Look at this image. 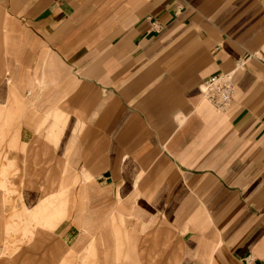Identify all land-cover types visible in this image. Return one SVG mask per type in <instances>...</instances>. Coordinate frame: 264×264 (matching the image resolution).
Listing matches in <instances>:
<instances>
[{"label": "crops", "instance_id": "0c3cea01", "mask_svg": "<svg viewBox=\"0 0 264 264\" xmlns=\"http://www.w3.org/2000/svg\"><path fill=\"white\" fill-rule=\"evenodd\" d=\"M228 72L218 108L199 85ZM11 90L17 181L47 194L65 160L68 205L2 254L0 194V264H264V0H0Z\"/></svg>", "mask_w": 264, "mask_h": 264}, {"label": "rangeland", "instance_id": "374dc122", "mask_svg": "<svg viewBox=\"0 0 264 264\" xmlns=\"http://www.w3.org/2000/svg\"><path fill=\"white\" fill-rule=\"evenodd\" d=\"M10 94V101L0 105V194L1 204L7 209L3 225L5 239L2 254L15 251L18 247L17 243L31 237L36 226L54 227L64 217L68 205V183L64 180L68 167L65 160L59 167L51 191L47 194L46 190L49 187L45 183L17 181L21 174L20 167L15 159L9 158H15L18 147L20 146L19 149L22 151L25 146L18 140L21 113L25 103L13 90ZM67 119L68 113L58 107L48 112L39 122L38 127L47 126L45 138L49 143L57 146ZM5 142L11 150L5 149ZM13 148L17 149L13 150ZM69 151L70 145L65 150V157ZM35 169L37 170L36 167ZM33 189L34 193L31 191ZM23 193L29 197V200H26L30 205L35 202L32 206L24 203ZM93 246L91 245L89 249L88 264H94Z\"/></svg>", "mask_w": 264, "mask_h": 264}, {"label": "built area", "instance_id": "2783aa9c", "mask_svg": "<svg viewBox=\"0 0 264 264\" xmlns=\"http://www.w3.org/2000/svg\"><path fill=\"white\" fill-rule=\"evenodd\" d=\"M199 89L203 97H206L216 107L225 108L229 105L233 94L232 73L211 75L200 83Z\"/></svg>", "mask_w": 264, "mask_h": 264}, {"label": "bare ground", "instance_id": "6f19581e", "mask_svg": "<svg viewBox=\"0 0 264 264\" xmlns=\"http://www.w3.org/2000/svg\"><path fill=\"white\" fill-rule=\"evenodd\" d=\"M233 78V77H232ZM205 99L207 100V101H209L206 97H205ZM210 102V101H209ZM211 103V102H210ZM212 105H213V103H211Z\"/></svg>", "mask_w": 264, "mask_h": 264}]
</instances>
